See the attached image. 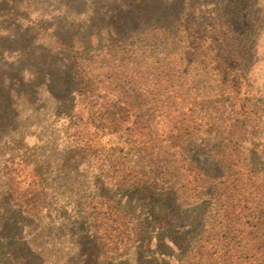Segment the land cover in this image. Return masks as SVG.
<instances>
[{
	"label": "rangeland",
	"instance_id": "obj_1",
	"mask_svg": "<svg viewBox=\"0 0 264 264\" xmlns=\"http://www.w3.org/2000/svg\"><path fill=\"white\" fill-rule=\"evenodd\" d=\"M2 166L81 264H264V0H0Z\"/></svg>",
	"mask_w": 264,
	"mask_h": 264
},
{
	"label": "trees",
	"instance_id": "obj_2",
	"mask_svg": "<svg viewBox=\"0 0 264 264\" xmlns=\"http://www.w3.org/2000/svg\"><path fill=\"white\" fill-rule=\"evenodd\" d=\"M3 172V166L0 168V206L4 213L12 212L14 219L21 218L22 220L28 219L23 227L17 229L11 236H7V250H1L0 255L5 256L4 264H81V254L75 249L73 243L66 244L62 232L58 230L61 228L55 226L54 216L58 215L60 220L61 213L51 214L50 210L37 209L35 205L29 206V200L21 198L22 196H14L13 182L10 178H6ZM70 189L78 188L79 185L74 180L67 183ZM49 196L44 193V197ZM18 198V199H17ZM50 198V196H49ZM15 201V202H14ZM19 215V216H18ZM65 216V215H64ZM85 214L81 211H76L68 218V225H74L82 222ZM69 234V231H67ZM56 241L57 244H53ZM97 258L106 253H110L109 257H117L118 261H127L126 249L118 252L117 248L104 250V244L99 245ZM105 252V253H104ZM70 259H67V258ZM102 260V259H101ZM102 262H105L103 260Z\"/></svg>",
	"mask_w": 264,
	"mask_h": 264
}]
</instances>
